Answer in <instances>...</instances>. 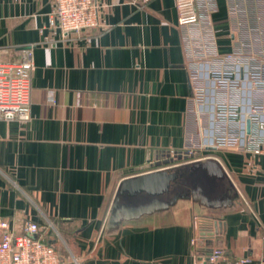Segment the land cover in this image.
<instances>
[{
    "label": "crops",
    "instance_id": "0c3cea01",
    "mask_svg": "<svg viewBox=\"0 0 264 264\" xmlns=\"http://www.w3.org/2000/svg\"><path fill=\"white\" fill-rule=\"evenodd\" d=\"M94 1L107 27L64 37L49 27L52 0H0V60L27 48L32 59L29 118H0V221L12 233L36 222L80 264H264V153L214 110L244 98L245 114L250 88L209 80L264 62L253 52L264 48V37L253 47L259 0H195L198 21L184 26L173 0ZM222 134L240 145L216 147ZM208 157L221 186L110 222L122 179ZM214 249L223 255L210 261Z\"/></svg>",
    "mask_w": 264,
    "mask_h": 264
},
{
    "label": "built area",
    "instance_id": "2783aa9c",
    "mask_svg": "<svg viewBox=\"0 0 264 264\" xmlns=\"http://www.w3.org/2000/svg\"><path fill=\"white\" fill-rule=\"evenodd\" d=\"M177 23L181 26L197 23L199 15L195 0H173ZM49 27L60 33L79 36L87 29H104L106 22L100 15V7L94 0H52L49 12ZM32 70L31 50L23 51L18 62L8 63L0 60V118L22 120L29 118L30 77ZM201 69L191 70L193 78L201 75ZM210 78L218 89L232 90L238 85L248 84L250 88L247 110L241 112L239 100H227L216 104L215 114L219 120L237 121L241 133L248 134V143L256 154L264 153V62L255 70L248 71L245 78H240L234 71L219 69L210 72ZM205 86L194 87L198 100L205 97ZM248 121V131L247 123ZM240 137L222 134L216 137V147H234L240 145ZM205 158V157H203ZM223 255L221 249H214L207 257L213 261ZM245 259L236 261L242 264ZM0 264H80L76 257L66 259L53 245L45 241L40 226L25 220L20 233H12L5 221H0Z\"/></svg>",
    "mask_w": 264,
    "mask_h": 264
},
{
    "label": "water",
    "instance_id": "95a60500",
    "mask_svg": "<svg viewBox=\"0 0 264 264\" xmlns=\"http://www.w3.org/2000/svg\"><path fill=\"white\" fill-rule=\"evenodd\" d=\"M246 123L248 131L249 122ZM225 178L221 164L212 157L126 177L117 186L110 222L115 223L121 216L132 217L154 208L167 207L178 197L194 193L191 187L202 183L214 189L221 186Z\"/></svg>",
    "mask_w": 264,
    "mask_h": 264
},
{
    "label": "rangeland",
    "instance_id": "374dc122",
    "mask_svg": "<svg viewBox=\"0 0 264 264\" xmlns=\"http://www.w3.org/2000/svg\"><path fill=\"white\" fill-rule=\"evenodd\" d=\"M261 2H262V0L261 1L259 0L258 4L254 3L255 5L253 6L254 9L252 11V15L254 16L253 19H252V24L254 25V27L257 28L256 33L253 35V47L256 46L257 39H260L261 37L262 38L264 37V34H263V32H264V30H263L264 29V11L263 10L264 9H263L262 5H260V4H262ZM246 9H247V7H246ZM253 52L255 54H257L256 58L260 57L259 58L260 60L264 59V48L258 46L255 49V47H254V51ZM260 53L262 55H260Z\"/></svg>",
    "mask_w": 264,
    "mask_h": 264
}]
</instances>
